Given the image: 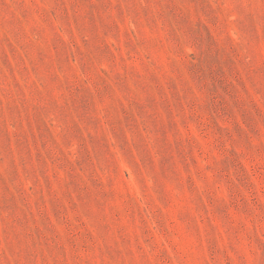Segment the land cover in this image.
I'll return each instance as SVG.
<instances>
[{"label": "rangeland", "instance_id": "1", "mask_svg": "<svg viewBox=\"0 0 264 264\" xmlns=\"http://www.w3.org/2000/svg\"><path fill=\"white\" fill-rule=\"evenodd\" d=\"M8 3L0 15V85L30 96L25 79L35 89L54 65V79L63 81L55 95L65 109L60 115L63 135L50 121L24 119L23 155L8 127L15 171L27 179L15 188L0 186V226L20 229L38 241L47 264H55L49 240L61 242L69 262L75 244L84 264H199L201 257L213 260L211 247L223 253L221 264H229L235 257L232 241L259 247L264 237V168L225 151L231 138L225 132L228 123L237 136L240 132L230 101L217 86L231 97L238 89L259 115L264 83L259 88L254 84L264 76V42L256 49L253 75L241 71L233 77L217 60L224 41L212 22L217 19L216 0L208 6L205 0H175L187 12L173 16L184 31L146 27L143 46L125 42L126 19L117 15L105 25L90 0H80L83 15L72 18L64 30L77 65L61 34L52 31L49 0ZM62 11L72 16V0H65ZM205 19L209 24L202 35L194 28ZM33 33L40 38L32 40ZM185 39L200 53L187 66L179 47ZM182 51L186 56L191 49L185 45ZM81 68L91 73L89 79L97 78L91 90L79 83ZM106 68L114 89L104 81ZM40 92L47 95L46 89ZM106 105H114V111H105ZM5 255L11 260L10 253Z\"/></svg>", "mask_w": 264, "mask_h": 264}, {"label": "clouds", "instance_id": "2", "mask_svg": "<svg viewBox=\"0 0 264 264\" xmlns=\"http://www.w3.org/2000/svg\"><path fill=\"white\" fill-rule=\"evenodd\" d=\"M49 3L51 11L48 16L51 20L52 31L61 34L68 46L67 54L71 62L79 65V59L72 55L74 51L72 42L64 30L66 26H70L72 18H79L83 15L80 0H72L71 17L62 11L65 7V0H49ZM102 4L107 7L102 8ZM210 4H212V0H205V6ZM212 6L216 9L217 19L212 22L215 24L217 37L224 41V44L217 49V60L222 65L221 70L226 69L233 77H238L241 71L252 76L253 69L256 67V49L261 42H264V31H262L264 30V0H216ZM9 7L8 0H0V15L7 12ZM90 7L99 12V19L105 25H111L116 20L117 15L120 16L121 20L126 19L125 42L131 41L137 46H143L144 40L148 38L145 32L146 27L156 32L161 30L165 33L169 31L183 32L184 29L179 27V21L173 20V16L176 13L187 16L185 9L176 7L175 0H117L114 5L112 0H90ZM167 9H173V12L169 13ZM209 19H205L194 30L203 35L209 24ZM29 22L33 23L32 20ZM188 23L191 24L190 18ZM40 27L44 30L45 35H48V28L44 25ZM82 36L85 40L90 38V34H82ZM39 38L36 33L31 36L32 40ZM113 44L119 47L120 41L113 40ZM185 45L191 49L186 56L182 51ZM179 47L185 66L194 63L199 58L200 53L197 47L189 43L187 39L180 42ZM145 55L149 60H153L149 50H145ZM89 59L92 57L90 56ZM100 62L103 64V60ZM105 71L104 81L114 89L115 85L108 79L111 76V71L107 68ZM173 71H179V66L173 65ZM55 72L56 67L53 65L49 68V78L41 80L40 86L35 89L32 82L26 78L25 84L32 92L30 96H26L23 89L12 90L0 85V186L6 184L15 188L21 186L23 180L27 179L26 176H18L15 171V158L9 146V126L14 130L19 145L17 151H20L21 155H23L24 145L20 141L26 136L23 126L25 118H28L30 123L35 121L37 124H44L47 120L54 127L61 129L60 115L61 111L65 109V105L57 100L55 91L58 85H63V81L54 79ZM66 75L71 79L70 73H66ZM90 75L91 73L81 68L83 80H80L79 83L87 84L89 90L93 88L94 81L97 79L96 77L89 79ZM165 79H170V77L166 76ZM257 79L259 82L254 86L259 88L264 83V76ZM217 87L221 96L230 101L229 107L236 117L235 124L238 125L240 132V135L237 136L236 132L233 131L232 122L228 123L225 132L229 133L231 138L226 140L225 151L234 152L237 160L246 159L253 166L259 164L264 168V126H262L264 125V106L260 108L259 115H257L254 102L250 98L246 99L239 96L238 89L236 90L237 94L231 97L229 93L223 92L219 85ZM40 88L47 90L46 96L40 92ZM60 91L63 92V87H60ZM38 92L40 93L39 96L37 95ZM135 95L137 99L143 100L141 92L137 91ZM260 98L264 101V91L260 92ZM232 100L237 101V103H232ZM108 110L114 111V105H106L105 111ZM241 113H246L248 118L242 119ZM179 114V110H177V115ZM183 119L187 120V114L184 115ZM85 127L90 136L94 134L90 126L86 124ZM61 135H63L62 129ZM253 140L256 142L254 143ZM78 148L79 143L77 142ZM104 171L105 175H109L107 169ZM260 204L261 212L264 213V200H261ZM231 244L235 257L229 261V264H264V237H261L259 247L252 242H249L247 248H244L237 241H232ZM48 251L52 254L55 264H84V261L80 260L78 256V249L75 244L72 249L71 262L64 254L59 240L56 242L49 240ZM209 252L213 256V260L209 262L206 258L201 257L199 264H221L223 253L214 247L209 248ZM5 253L11 254V260L7 258ZM0 264H47V261L39 252L38 241L20 229L12 231L7 225H2L0 226ZM114 264H120V262L115 261Z\"/></svg>", "mask_w": 264, "mask_h": 264}]
</instances>
